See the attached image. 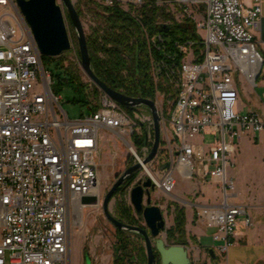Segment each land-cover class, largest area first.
Returning <instances> with one entry per match:
<instances>
[{"label": "built area", "instance_id": "1", "mask_svg": "<svg viewBox=\"0 0 264 264\" xmlns=\"http://www.w3.org/2000/svg\"><path fill=\"white\" fill-rule=\"evenodd\" d=\"M99 1L109 10L102 15L101 46L111 44L101 37L111 13L128 23L122 28L127 54L136 58L134 76L148 78L152 97L143 98L155 103L163 149L159 141L144 162L154 142L150 109L118 103L89 78V111L70 119L16 0H0V264H70V217L94 195L104 131L125 146L129 165L140 164L116 193L136 217L130 193L147 178L164 193L173 191L176 173L216 185V204L189 202L194 221L214 228L217 263L227 264L239 219L253 225L248 208L231 200L230 170L243 135L264 132L260 114L240 104L243 85L254 90L259 80L264 86V42L256 38L262 0ZM72 49L70 41L62 54ZM166 162L170 167L161 168Z\"/></svg>", "mask_w": 264, "mask_h": 264}, {"label": "rangeland", "instance_id": "2", "mask_svg": "<svg viewBox=\"0 0 264 264\" xmlns=\"http://www.w3.org/2000/svg\"><path fill=\"white\" fill-rule=\"evenodd\" d=\"M57 2L58 4H62L60 0H57ZM72 2L78 11L85 28L89 54H91L96 60H106V57L109 55H107L105 51L100 50L102 43L100 41L99 34L102 32L101 29L103 28L102 15L104 12H109V10H105L103 4L99 0H72ZM61 6L66 29L73 49L70 52L67 51L64 54L59 55L60 57L56 56L51 57L50 59H45L44 65L53 74L54 83L52 84V88L55 89L56 93L62 97L60 103L63 110L66 111L70 119H76L89 111V106L86 103L87 95L85 89L79 84L71 83L65 80L66 73L61 64H59V60H64V63L61 61L62 65H64L65 68L67 67L73 70V72L80 77V82L83 85L87 84L86 82L88 77L83 72L80 63L77 60V57H80L76 33L71 24L67 10L63 5ZM123 23L128 24L127 22ZM127 53L131 54L132 52L127 50ZM129 57H131V55H128V58L125 59H129ZM126 68L127 67H123L119 70L121 76L129 75L131 74V71L133 75H136L133 67L132 70L127 68V71ZM254 90L257 93L261 92L258 86H255ZM65 97H70L71 99L66 100ZM240 104L244 106V110L251 105V96L248 95V87L246 84L243 85V91L240 96ZM162 133L163 126L160 138V145L162 146L161 149H163L164 145ZM127 158L128 151L124 145L119 143L111 133L106 131L100 133L99 148L95 154L98 178L102 177V181L100 183L98 181L97 194H94V196L98 199V202L85 203L83 207L79 208V210H75L70 217V264H76L77 261H80L81 264H85V253L88 254L91 264L113 263V256L116 252L117 232L116 228L103 215L101 199L112 186L117 177L128 166ZM200 186L201 185L195 183V181L186 180L176 173V184L172 192L164 193L157 186H155V188L151 191V204L159 206L165 218L166 227L165 231L162 232V237L165 239L167 244H171V242L167 240V231L170 228L175 229V237H179V232L177 228H175V218L179 209L183 212L184 238L187 241L186 246L190 252H193L192 248L195 247L194 237L189 234V231L187 234V230L189 229H186L185 225L187 218L188 222L192 225H195L196 223L193 218L194 206L189 201H199V197L201 195ZM179 197L183 198V200H179ZM144 204H146L145 199ZM118 207L130 208L124 197H120L115 193L110 200L109 208L111 213L116 218H119V213L117 211ZM185 210L191 212V216H187L186 218ZM133 217L135 219L137 218L134 213ZM137 222L145 226L143 218L142 220L137 219ZM131 238L137 246L144 247L143 238L140 239L134 235H131ZM134 258L135 260L133 264L144 263V260L140 256ZM86 264H90V262L86 261Z\"/></svg>", "mask_w": 264, "mask_h": 264}, {"label": "water", "instance_id": "3", "mask_svg": "<svg viewBox=\"0 0 264 264\" xmlns=\"http://www.w3.org/2000/svg\"><path fill=\"white\" fill-rule=\"evenodd\" d=\"M67 10L71 24L76 33L79 48V62L83 72L102 91L112 99L124 106L146 105L152 114L154 126V142L149 155L144 162L150 161L156 154L160 141L159 115L153 100L143 97H132L112 89L94 73L87 46L85 32L72 0H61ZM16 3L29 25L36 41L39 52L43 56L56 57L70 48V39L65 25L62 7L57 0H16ZM162 28L165 30L166 25ZM70 100V97H65ZM140 167L139 163L129 165L117 177L112 186L101 199L102 212L104 217L117 229L137 233L144 240L146 264H156V254L159 256L160 264H191L188 247L184 243L167 244L162 237L165 231V218L159 206L151 204V191L155 188L149 178L138 182L131 190L130 201L137 215H140L145 226L126 223L116 218L110 211L109 204L116 190L123 184L127 177L136 172ZM170 162L161 165V168H169ZM144 199L146 204H144ZM84 203H97L94 195L83 198ZM214 255L213 249L209 250ZM86 261L91 260L88 257Z\"/></svg>", "mask_w": 264, "mask_h": 264}, {"label": "crops", "instance_id": "4", "mask_svg": "<svg viewBox=\"0 0 264 264\" xmlns=\"http://www.w3.org/2000/svg\"><path fill=\"white\" fill-rule=\"evenodd\" d=\"M244 1L248 4L251 2V0ZM256 38L264 42V0H262V18ZM258 82L260 93L248 88L251 105L247 109L257 111L264 120V86L263 81ZM230 173L235 179V192L231 200L248 208L253 218V225L247 227L243 220L239 219L234 233V244L228 250L227 264H264V132L243 135L236 165ZM98 179L100 183L102 177ZM200 189L199 201L202 205H213L219 201L215 184L209 182L201 185ZM185 215L187 218L191 216V212L185 210ZM185 226L189 229L187 234L189 231V234L193 235L196 247L192 248L193 252L189 251L191 264H218L215 252L214 255L209 252L215 245L212 238L214 228L197 223L192 225L188 222V218ZM76 264L81 262L77 261Z\"/></svg>", "mask_w": 264, "mask_h": 264}, {"label": "trees", "instance_id": "5", "mask_svg": "<svg viewBox=\"0 0 264 264\" xmlns=\"http://www.w3.org/2000/svg\"><path fill=\"white\" fill-rule=\"evenodd\" d=\"M111 13V15L115 16L112 19H108L107 23L109 24L106 30H104V33L102 34V39L104 40V43H111L110 46L106 47L104 45L101 46V49L106 52L108 57H106V60H96L93 58V56L90 54V60H91V66L94 71V73L102 80L104 83H106L108 86H110L112 89L121 91L123 94H126L128 96H140V97H151V90L150 86L148 84V78L147 76H142L139 78H135V76L132 74L121 76L119 73V70L123 67H127L128 69L132 70L133 64L136 62V58L129 57L127 54V43L126 38L127 35L124 33V24L122 23V19H120L117 14ZM109 28H114L110 31ZM118 29V31H117ZM126 53V56L125 55ZM51 57L43 56V61L45 59H50ZM61 59L59 60V64L64 68L66 73L65 80L71 83H77L81 87L84 88V85L80 82V77L73 72L70 68H65L62 63ZM52 74V72H51ZM52 80H53V74H52ZM54 83V81H53ZM144 84L146 87H144ZM53 93L57 94L55 89L52 88ZM128 166L130 164V158H127ZM137 175V172H134L129 177L126 178V180L123 182L121 186L116 190L115 193H117L120 189H122L127 183L131 182L135 176ZM114 193V194H115ZM119 213V220L136 224L141 227H144L141 225L138 220H142V217L140 215H137V218L135 219L133 217V212L130 208L126 207H118L117 209ZM132 212V214H131ZM184 226V214L179 209L176 218H175V228H177L179 232V237H175V229L170 228L167 231V240L171 242V244H177V243H184L186 244L187 241L184 238L185 233L183 230ZM117 243H116V252L113 256V263L112 264H133L135 258L137 256H140L144 263L147 262V257L145 254V248L143 246H137V244L133 241L131 238V235H134L135 237H138L142 239L140 235L133 232L124 231L121 229H117ZM157 255V254H156ZM85 258L88 257V254L85 253ZM156 264H160L159 259H157Z\"/></svg>", "mask_w": 264, "mask_h": 264}, {"label": "bare ground", "instance_id": "6", "mask_svg": "<svg viewBox=\"0 0 264 264\" xmlns=\"http://www.w3.org/2000/svg\"><path fill=\"white\" fill-rule=\"evenodd\" d=\"M97 186H98V183L97 185L94 187V189L92 190V193L93 194H97ZM83 207V205L79 204L76 208V210H79V208ZM80 218V217H79ZM80 220V219H79Z\"/></svg>", "mask_w": 264, "mask_h": 264}, {"label": "flooded vegetation", "instance_id": "7", "mask_svg": "<svg viewBox=\"0 0 264 264\" xmlns=\"http://www.w3.org/2000/svg\"><path fill=\"white\" fill-rule=\"evenodd\" d=\"M157 259H159V256L158 255H156V262H157Z\"/></svg>", "mask_w": 264, "mask_h": 264}]
</instances>
